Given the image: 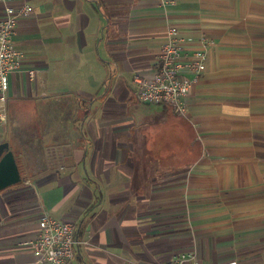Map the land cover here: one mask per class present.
Instances as JSON below:
<instances>
[{
	"label": "crops",
	"instance_id": "obj_1",
	"mask_svg": "<svg viewBox=\"0 0 264 264\" xmlns=\"http://www.w3.org/2000/svg\"><path fill=\"white\" fill-rule=\"evenodd\" d=\"M14 5L35 77L8 75L0 144L22 181L0 192V264H47L30 247L42 215L75 225L69 264H264V0ZM167 22L187 55L209 42L184 116L133 83L156 71Z\"/></svg>",
	"mask_w": 264,
	"mask_h": 264
},
{
	"label": "built area",
	"instance_id": "obj_2",
	"mask_svg": "<svg viewBox=\"0 0 264 264\" xmlns=\"http://www.w3.org/2000/svg\"><path fill=\"white\" fill-rule=\"evenodd\" d=\"M4 15L0 21V125L6 121L8 75L14 72L26 73L33 79L35 71L24 69L21 55L12 46L18 21L28 13L26 5L15 6V0H0ZM166 38L158 55V66L150 77L134 75L137 98L141 103L166 105L178 116H184L185 99L188 97L194 80L205 70L207 59V39L201 40V50L192 55L184 53V47L177 36V29L167 22ZM188 75H192L189 78ZM84 242L75 236L73 223L42 215L39 220L36 239L30 247L39 263L69 264L74 258L75 248ZM196 261L193 251L175 255L166 264H186Z\"/></svg>",
	"mask_w": 264,
	"mask_h": 264
},
{
	"label": "water",
	"instance_id": "obj_3",
	"mask_svg": "<svg viewBox=\"0 0 264 264\" xmlns=\"http://www.w3.org/2000/svg\"><path fill=\"white\" fill-rule=\"evenodd\" d=\"M15 156L6 143L0 144V192L21 183Z\"/></svg>",
	"mask_w": 264,
	"mask_h": 264
}]
</instances>
